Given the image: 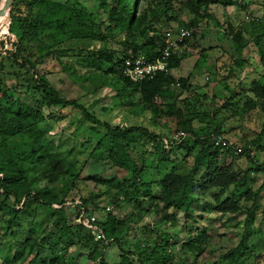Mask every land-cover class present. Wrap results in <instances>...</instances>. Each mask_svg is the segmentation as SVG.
Segmentation results:
<instances>
[{
  "label": "trees",
  "instance_id": "trees-1",
  "mask_svg": "<svg viewBox=\"0 0 264 264\" xmlns=\"http://www.w3.org/2000/svg\"><path fill=\"white\" fill-rule=\"evenodd\" d=\"M131 1L99 0L101 14H98L96 19L95 14L84 13L71 0L63 2L13 0L6 17L0 19L5 20L1 30H5V34L11 38L9 49H5L0 39V72L6 67L4 60L11 62L13 70L5 73L4 80L7 77L14 81L13 85L0 86V194L4 196L0 209H10L11 217L7 225L9 230H12L20 217L25 218L30 230H33L36 215L40 212H49L45 227L40 229L38 234L25 240L19 264H24L27 257L32 254L30 261L27 262L30 264L34 257L40 256L37 253L45 245L49 251V264H67L59 260V257L67 256L71 248L83 249L86 258L93 264H106L103 253L110 242L116 243L120 250L119 260L115 264H134L131 259L132 253L121 248L123 222L113 218L112 213L108 212V220L100 224L106 242L95 240L92 232L76 221L81 206L85 212H90L88 203H93L92 195L79 199L80 204L71 201L66 206L68 189L63 192L64 194L53 193L49 189L40 190L35 187L34 178L27 175L30 167L41 168L39 173L41 177L53 183L63 181L64 175L69 173L72 187L76 178L73 164L67 162L65 157H58L50 150H46L41 144L42 134L38 125L43 119L42 104L47 108L52 106L76 108L92 128L103 127L104 134L98 140L96 149L105 146V159L112 167L125 171L126 175L111 179L90 176L88 179L115 188L123 200L136 208L140 217L152 216L151 214L156 216L158 211L168 210L182 211L189 216L190 205L199 203L205 193L215 188L220 191L214 195V212L222 216L233 215L243 210L237 200L239 195L233 191L230 197L220 199L230 186L244 193L246 200H249L251 195L258 197L264 188L263 182L257 191L251 193L245 188L247 180L245 175L236 171L231 163L220 165L218 159L222 153L228 152L233 155L234 152L227 140H221L219 145L213 140V137L219 138L221 134L234 128L230 118L238 120L237 126L242 129L244 128L242 121L251 112L256 111L264 118V85L258 78L248 84L239 81L234 87L226 84L229 78L241 74L248 67L249 62L244 57L245 50L255 52L262 72L261 77H264V16L252 18L247 27H229L231 52L228 55L224 48V54L232 61L229 66L224 64L220 67V70L226 72L222 80L227 93L219 106L212 107L207 112L201 110L202 106L213 105L217 95L212 93L209 96L198 89L193 96L181 97V94L191 87L189 79L175 78L172 74V70L177 67L179 60L185 57L186 53L182 54L180 51L170 57L168 74H158L151 79L135 83L121 75L120 67L123 60L128 57L144 55L148 59H154L162 45V32H157L158 25L169 23L176 18L172 16L176 10L172 0ZM187 3L192 19L186 24L181 20L179 22L180 26L189 27L197 26L199 18H208L199 13L202 6L210 3L227 6L231 4V0H198ZM102 15H105V19H102ZM177 27L179 26L172 29ZM114 29L123 34L117 40L119 46L117 49L107 47L106 34ZM46 39L48 43L45 42ZM34 43L40 44L46 52L36 54ZM70 52L73 53L71 57H75L87 70H91L86 71L81 77L83 82H89L93 87L91 93H95L104 85L111 84L113 78L120 84V88L116 90V97H119L121 91H124L128 98L137 94L143 108L148 110L152 117L172 121L171 135L164 138L142 126L112 127L103 123L83 105L74 100L61 98L43 74L38 75L31 83V87L40 94L42 101L33 106H25L16 97L15 92V84L19 81L21 70L24 69L23 74L34 76L37 74L35 68L47 56L59 59L68 56ZM104 65L108 67L104 69ZM195 122L202 126H196ZM177 132H184L187 137L193 138L194 146L187 148L182 140L179 143L172 142L165 147L163 140H169ZM139 137L149 142L153 149L152 153L137 144ZM262 137H264V121L255 138L247 140L237 154L249 159L252 147L264 152V146L260 144ZM182 147L185 152L179 159L177 151ZM96 149L90 151L89 157L95 156ZM190 154L192 163L186 167L185 162ZM143 155L153 157L155 165L146 161ZM165 163H170V168L164 167L162 172L158 171L161 174L158 179H146ZM66 164L70 166L65 168ZM255 170L264 175L262 167L255 165ZM9 198L14 201V206L10 208L5 205ZM146 202H150V207L144 209L142 205ZM262 214L264 219V212ZM246 217L249 220V210H246ZM173 218L172 214L165 213L160 217V221H169ZM192 218L191 222L197 223L198 219ZM107 223L110 224L109 229L105 228ZM207 236L208 228L204 227L196 236L181 245V253L192 254L195 258L200 257ZM242 242L243 238L236 247L225 251L218 264H239ZM166 254L161 244L156 243L153 245L149 255L151 259H148L147 264H166L173 258L170 255L167 259ZM141 256V253L137 254L138 264L143 262ZM185 260L186 257L180 261V264H185Z\"/></svg>",
  "mask_w": 264,
  "mask_h": 264
},
{
  "label": "rangeland",
  "instance_id": "rangeland-1",
  "mask_svg": "<svg viewBox=\"0 0 264 264\" xmlns=\"http://www.w3.org/2000/svg\"><path fill=\"white\" fill-rule=\"evenodd\" d=\"M172 1H174L173 4L176 9L172 16L176 18L169 23L158 25V33L166 28L180 26V20L184 24L189 23L192 16L187 2H197L198 0ZM71 2L76 3L77 7L81 8L84 13L95 14L96 19L98 18L97 15L101 14L99 0H71ZM199 13L208 18L198 19L196 25L199 28V34L188 40L185 46L180 49L182 54L186 53V56L179 60L177 67L172 70V74L175 78L188 77L189 79L191 87L188 91L183 92L181 97L193 96L198 89L203 90L209 96L212 93L217 95L213 105L202 106L201 110L208 112L212 107L219 106L223 101V96L227 93L222 80L226 72L220 70V67L224 64L229 66L230 61H232L224 54V48L228 55L231 52L229 48L231 45L229 27H247L252 18L264 16V0H231V4L227 6L220 3H210L207 6H202ZM102 19H105V15H102ZM4 21L0 20V39L4 43L5 49H9L11 38L5 34V30H1ZM120 36L122 37L123 34L119 30H110L106 34L107 47L119 48L117 40ZM45 42L48 43V39ZM34 48L36 54L46 52L38 43H34ZM72 54L70 52L68 56L59 59L47 56L35 68L37 74L34 76L23 74L24 69H22L21 75L18 77L19 81L15 84L16 97L25 106H33L42 101L40 94L31 87V83L38 75L43 74L61 98L74 100L83 105L103 123L112 127L118 125L142 126L164 138L171 135L173 131L172 121L166 118L152 117V114L143 108L137 94H133L131 98H128L124 91H121L119 97H116V90L120 88V84L113 78L111 84L104 85L95 93H91L90 90L93 88L91 84L81 80L83 74L91 70H87L78 59L71 57ZM244 57L249 62L248 67L241 74L229 78L226 84L229 87H234L239 81L248 84L258 78L259 82L264 85V77H261L262 72L255 52L245 50ZM4 65L6 66L5 69L0 72V86L13 85V79L6 77V80H4L5 73L13 70L11 68L12 64L4 60ZM107 67V65L103 66L104 69ZM249 95L251 94L249 93ZM41 106L43 119L38 125L42 134L41 144L46 150H50L58 157H65L67 162L73 164L76 178L74 187H72V179L69 178V173L64 175L65 179L63 181L53 183H49L41 177V174H39L41 168L30 167L27 175L34 178L35 187L40 190L49 189L53 193L64 194L68 189L66 206L71 201L79 202L82 197L87 198L92 195L94 197L93 203H88V209L90 213H94L98 217L101 223L108 220V212L112 213L113 218L123 222L121 248L132 253L131 259L134 264L139 263L136 258L138 253L142 254V264H147L148 259H151L149 255L153 245L156 243H160L162 250L167 252V259L170 255L173 257L166 264H170L171 261V264H180V261L185 257V264H218L221 255L225 251L236 247L242 238L241 261L239 264H264V219L262 214L264 212V188H262L258 197L251 195L249 200H246L244 193L230 186L220 199L224 200L230 197L233 191L239 195L237 200L243 210L233 215L222 216L214 212V195L220 191L215 188L205 193L199 203L190 205L191 215L189 216H186L182 211L173 212L168 210L166 212L158 211L156 216L151 214L152 216L140 217L136 208L123 200L121 194L115 188L88 179L90 176H96L99 179H111L115 176L122 177L126 175L125 171L112 167L105 159V146L96 149L98 140L104 134L103 127L95 126L92 128V125L84 120L81 112L76 108L62 106L47 108L43 104ZM237 121L230 118V123L234 128L219 136L221 140H227L234 154L222 153L219 156L218 163L220 165L231 163L236 171L246 176L245 188L253 193L264 182L263 173L255 170V165L264 169V152H259L252 147L249 152V159H247L244 156L235 154V151L242 150L247 140L255 138L261 129L264 118L256 111L251 112L242 121L244 124L243 129L237 126ZM195 125L202 126L198 122H195ZM193 142V138L187 136L182 141L187 148L193 147ZM137 144L152 153L153 149L143 137L137 138ZM260 144L264 146V137L260 139ZM93 149H96L95 156L89 157L88 154ZM183 152H185L183 147L177 151L179 159L182 157ZM134 157L137 159L135 154ZM143 158L152 162L153 166L155 165L153 157L143 155ZM185 163L186 167L191 165V154ZM69 166L66 164L65 168ZM164 167L169 169L170 163L162 164L146 179H158L161 175L158 171L162 172ZM3 198L4 196L0 194V203ZM5 205L10 208L14 206V201L9 198ZM106 207H109L110 211H106ZM142 207L144 209L149 208L150 202L143 203ZM246 210L250 211L249 220L246 217ZM48 213L45 211L36 215L33 230H30L26 219L23 217H20L18 222L13 225L12 230H9L7 225L8 219L11 217L10 209H0V264H19L25 240L38 234L40 229L45 227L48 221ZM165 213L172 214L174 216L173 220L160 221V217ZM192 217L198 219L197 223L191 222ZM109 223L105 228L109 229ZM204 227L208 228V236L201 256L195 258L192 254H182L180 251L181 245L196 236ZM46 247L47 245L40 249L37 253L40 256L36 255L38 257H34L30 264H49L50 256ZM103 254V260L106 264L117 263L120 254L118 245L110 242L106 245ZM31 257L32 254L27 257L24 264H27ZM59 260H63L67 264H93L86 258L85 251L81 248H71L68 255L59 257Z\"/></svg>",
  "mask_w": 264,
  "mask_h": 264
},
{
  "label": "built area",
  "instance_id": "built-area-1",
  "mask_svg": "<svg viewBox=\"0 0 264 264\" xmlns=\"http://www.w3.org/2000/svg\"><path fill=\"white\" fill-rule=\"evenodd\" d=\"M197 34H199V28L197 26H179L175 29H164L162 31L161 49L154 59H148L144 55L128 57L123 60L120 67L121 75L135 83L145 79H151L158 74H168L170 57L180 51L187 43V40L197 36ZM185 137L186 134L184 132H177L169 140L164 139L163 144L167 147L172 142H181ZM213 140L216 145L221 143V139L218 137H213ZM237 153L238 151H235V154ZM76 203L80 204L79 202ZM106 211H110V208L106 207ZM76 221L88 228L92 232L95 240L107 241L100 225L101 222L94 213L85 212L81 206Z\"/></svg>",
  "mask_w": 264,
  "mask_h": 264
},
{
  "label": "water",
  "instance_id": "water-1",
  "mask_svg": "<svg viewBox=\"0 0 264 264\" xmlns=\"http://www.w3.org/2000/svg\"><path fill=\"white\" fill-rule=\"evenodd\" d=\"M13 0H2L0 3V18L6 17L7 10L11 6Z\"/></svg>",
  "mask_w": 264,
  "mask_h": 264
}]
</instances>
